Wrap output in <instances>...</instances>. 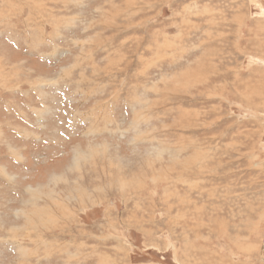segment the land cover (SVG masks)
Wrapping results in <instances>:
<instances>
[{"label":"rangeland","instance_id":"374dc122","mask_svg":"<svg viewBox=\"0 0 264 264\" xmlns=\"http://www.w3.org/2000/svg\"><path fill=\"white\" fill-rule=\"evenodd\" d=\"M0 264H264V0H0Z\"/></svg>","mask_w":264,"mask_h":264},{"label":"bare ground","instance_id":"6f19581e","mask_svg":"<svg viewBox=\"0 0 264 264\" xmlns=\"http://www.w3.org/2000/svg\"><path fill=\"white\" fill-rule=\"evenodd\" d=\"M197 151H198V150H197ZM194 152H195V151H194ZM194 156H195V155H194ZM194 156H192V157H194ZM189 159H190V158L186 159V162H188ZM79 160H80V159H79ZM173 161H175L176 163H178L177 160H173ZM173 161H172V163H173ZM196 161H197V160H196ZM173 164H174V163H173ZM178 164L181 166L180 168H182V169H183V168H187V167H185L186 163H184V162H183V164H181V163H178ZM178 164H177V165H178ZM174 167H175V166H174ZM176 167H177V166H176ZM178 168H179V167H178ZM170 171H171V170H170ZM35 207H36V206H35ZM32 212H33V211H32ZM196 212H197V211H196ZM30 214H31V212H30ZM49 214H50V213H48V215H49ZM41 215H44V214H40V216H41ZM45 217H46V216H45ZM42 219H43V217H42ZM42 219H41V220H42ZM43 222H44V221H43ZM44 224H46V222H45ZM38 225H39V224H38ZM40 227H41V226H40Z\"/></svg>","mask_w":264,"mask_h":264}]
</instances>
